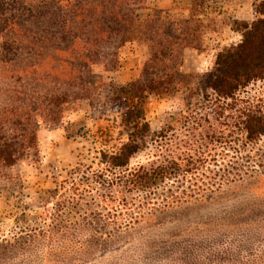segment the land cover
<instances>
[{
    "label": "rangeland",
    "instance_id": "obj_1",
    "mask_svg": "<svg viewBox=\"0 0 264 264\" xmlns=\"http://www.w3.org/2000/svg\"><path fill=\"white\" fill-rule=\"evenodd\" d=\"M12 1L17 5L14 12L2 13L5 7L0 6V43L8 46L15 39L30 41L33 36L30 43L37 45H22V54L10 63L12 53L0 48V108L26 106L13 102L9 97L13 90L29 97L26 107L31 109L43 97H60L64 92L70 103L62 107V118L55 125L37 117L38 162H21L7 171L13 181L0 179V264H264V136L247 142L237 126L245 110L264 114V80L226 100L199 84L200 74L214 67L215 54L241 39L239 24L251 21L255 7L264 0H142L139 4L141 14L156 10L161 21L170 20L173 35L177 30L184 32L190 47L181 50V71L194 74L147 99L145 118L151 129L165 131L153 138L158 137L162 151L167 150L163 154L216 153L221 159L206 161V175L207 170H214L222 176L223 170L234 168L237 177L232 182L216 177L214 181L221 185L210 198L189 199L165 208L158 199L157 210L137 222L130 218L146 208L141 207L139 197L127 192L126 197L123 192L125 200L115 198L110 172L103 173L97 183L99 173L80 177L73 170L79 164L97 163L100 150L111 151L117 143L120 115L108 105L107 83L124 84L139 78L150 58L149 49L142 42L104 48L100 65L89 72L88 81L97 83L87 92L51 77L43 80L42 69L51 63L50 58L43 61L44 51L38 46L44 29L33 23L28 36L27 28L20 24L29 22L26 8L41 0H0V4ZM12 15L17 20L14 24L9 23ZM115 51L117 56L112 55ZM40 61L44 67H36V77L13 74ZM127 70L135 74L128 76ZM99 82L101 95L97 94ZM8 86H12L10 91ZM151 158L148 152L138 153L131 166ZM211 181L179 180L171 186L180 191ZM165 194L166 190L161 193ZM56 215L68 226L67 231H59L58 240L69 245L52 249L45 224Z\"/></svg>",
    "mask_w": 264,
    "mask_h": 264
},
{
    "label": "trees",
    "instance_id": "obj_2",
    "mask_svg": "<svg viewBox=\"0 0 264 264\" xmlns=\"http://www.w3.org/2000/svg\"><path fill=\"white\" fill-rule=\"evenodd\" d=\"M46 3L47 1L42 0L39 5L31 3L26 8L29 13L26 19L29 22H20L21 26L27 28L25 35L28 36V27L33 23L44 29L41 34L44 39L40 38L41 43L38 46L41 52L44 51L43 61L50 58L51 63L42 69L45 75L43 80L51 77L53 81L68 86L77 85L80 91L87 92L93 90L97 83L88 81L89 72L93 66L100 65L99 57L105 52L104 48L114 46L119 49L126 44L142 42L150 52V58L147 59L139 78L124 84L107 83L108 105L112 112L120 115L117 143L111 151L101 149L97 163L79 164L74 168L73 175L80 174L83 177V174H94L95 171L99 173V180L95 181L100 183L103 173L110 172L113 176L111 187L114 197L125 200L127 192L133 197H139L141 207L146 208L135 219L130 218L135 222L139 218L150 217L153 210H157L154 205L158 199H161L158 204H162L163 208L189 199L202 200L210 198L215 188L219 189L221 184L217 185L214 181L216 177H224L227 182L235 180L237 173L232 172L234 168L231 171L223 170L222 176L214 170H207L208 176L206 175L203 170L206 161L216 163L221 159L216 153L185 154L171 151L170 154H163L167 150L162 151L158 137L154 139L153 136L165 134V131L162 128L163 133L154 132L145 118L144 104L148 98L163 94L178 85L181 78L194 75L181 71V50L190 47L183 37L184 32L178 33L177 30V34L173 35L169 31L170 20L161 21V15L156 10L148 15L141 14L142 0H49L48 5ZM133 3L135 7H131ZM0 6L5 7L2 13H11L17 9L14 1L1 3ZM15 21L16 16L12 15L9 23L14 24ZM239 32L241 39L237 43L223 46L215 54L214 67L199 76V84L204 87L203 90L210 91L221 100L231 99L250 84L264 80V1L255 7L251 21L239 24ZM30 38V41L25 39L21 42L15 39L8 46L0 43V48L13 55L12 60L8 59L9 63L22 54L25 47L22 45H37L31 44L34 38ZM112 55L118 54L115 51ZM177 55L178 59H175ZM43 65L40 61L37 66L27 65L18 72L14 70L13 74H32L36 77V67L42 68ZM101 85L99 82L98 95L102 93ZM11 88L12 86H8L9 91ZM9 97L14 103L22 102L26 106L31 102L21 91L13 90L12 93L9 92ZM60 97L45 96L34 109L13 104L0 108V179L13 181L7 171L21 162H38L37 117L49 125L60 121L62 107L70 103L67 92ZM237 126L245 134L244 139L252 143L264 136V114L245 110L241 113ZM141 152H148L151 160L131 166L132 158ZM200 179L203 182L206 179L212 181L180 191L172 189L171 186L179 180L185 182ZM160 187L165 188L160 190ZM159 190H166V194L162 196ZM59 204H56L57 212L60 211ZM49 220V224L45 226L51 233V248L55 249L58 244L67 247V242L58 240V233L67 231L68 226L59 215L52 216Z\"/></svg>",
    "mask_w": 264,
    "mask_h": 264
},
{
    "label": "crops",
    "instance_id": "obj_3",
    "mask_svg": "<svg viewBox=\"0 0 264 264\" xmlns=\"http://www.w3.org/2000/svg\"><path fill=\"white\" fill-rule=\"evenodd\" d=\"M188 55H189V54H188V52H187V53L185 54V58H184V65H185L186 58H187ZM184 65H183V67H184ZM126 74H127L128 76H132V75H134L135 73H134L133 70H127ZM123 81L125 82L126 80H123Z\"/></svg>",
    "mask_w": 264,
    "mask_h": 264
}]
</instances>
